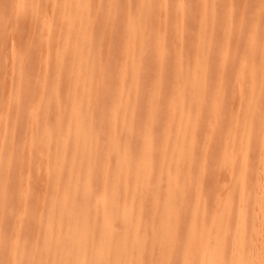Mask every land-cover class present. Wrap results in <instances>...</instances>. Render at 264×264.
Masks as SVG:
<instances>
[{
    "label": "bare ground",
    "instance_id": "1",
    "mask_svg": "<svg viewBox=\"0 0 264 264\" xmlns=\"http://www.w3.org/2000/svg\"><path fill=\"white\" fill-rule=\"evenodd\" d=\"M186 1L0 0V94L11 102L0 104V161L7 162L8 180L0 185V221L13 211L39 227L15 263L10 253L0 264H31L33 254L38 264L49 255L61 264H264V36L258 51L236 57L235 70V62L213 69L205 60L172 61L167 49H175L174 38L193 41L192 28L181 24L192 10ZM131 2L138 4L133 17ZM251 8L253 30L264 3L252 0ZM108 16L114 20L103 22ZM112 45L119 46L118 62L105 53ZM22 59L29 65L21 67ZM154 69L181 79L162 90ZM48 155L50 169L42 165L34 179L21 177L20 170L29 173ZM111 157L117 167H99ZM175 166L178 175L160 187L162 171ZM211 174L218 176L214 184ZM91 176L100 190L85 199L76 192L90 187ZM129 185L140 191H127ZM100 201L92 213L97 222L80 216L85 233L77 250L72 236L51 238L56 211L70 222V214ZM41 203L30 216L28 209ZM154 205L161 209L147 218Z\"/></svg>",
    "mask_w": 264,
    "mask_h": 264
},
{
    "label": "rangeland",
    "instance_id": "2",
    "mask_svg": "<svg viewBox=\"0 0 264 264\" xmlns=\"http://www.w3.org/2000/svg\"><path fill=\"white\" fill-rule=\"evenodd\" d=\"M231 1V2H229ZM189 4H191V9L189 11H185L183 15L181 16L182 19V26L186 29L192 28V33L190 34L193 38V41L189 38L183 37H177L174 38L173 41L175 42V49H172L171 46L167 49L169 52V55L171 56L172 61L177 62H185L190 61L193 62L194 59L196 61L200 62L201 65H205V61H207L211 68L215 69L221 66H228L235 62V59L238 55H240L243 51H246L248 49L258 51L260 49L261 43L260 39L264 36V16L259 19V25L256 29L250 28L249 18L252 14V8H251V2L252 0H206V3L198 4L196 0H187ZM228 2L230 3L228 5ZM131 9H129V14L133 17L135 15V11L138 8V4L136 3H130ZM199 7H200V25L198 26L196 24V17L199 13ZM16 8V10H15ZM123 6L121 7V9ZM12 9L15 10L14 13H18L20 11V8L17 5H13ZM120 10V9H119ZM208 11V12H207ZM117 19V18H116ZM114 18L111 16L103 17L102 21H112ZM121 21V16L119 18ZM230 23V28L228 29L227 23ZM26 25L22 27V30L26 29ZM6 30V29H4ZM165 33L164 30H158V36H163ZM196 34V36H195ZM255 36V37H254ZM195 37V38H194ZM258 39L257 42L250 41V44H247V40L250 38L252 39ZM177 43L180 44V46H177ZM223 46L227 47L226 52L222 50ZM119 46L118 45H112L110 48L105 50V53L107 55H111L114 58V62H118L120 60V53H118ZM148 51V50H147ZM147 55V56H146ZM146 57H151L149 53L145 54ZM205 60V61H204ZM147 61V60H146ZM30 63V60L28 59H22L19 61V65L21 67L28 66ZM255 64V62H253ZM150 62L143 63V69L146 70V68L149 66ZM240 65V64H239ZM236 67H239L238 64H234V70ZM155 70V69H154ZM155 70V78L154 80H162L163 79V85L162 90H166V83L168 81L173 80H179L181 79V76H175L171 74V69L166 70L164 74L162 73L159 75V72ZM3 73H0V89L2 90V87L4 85V77ZM195 77H191V80H194ZM237 75L236 72L232 75L231 80H236ZM7 80V79H6ZM248 80L242 79V87H247L249 85ZM227 86V84H225ZM222 85L220 86V88ZM223 88V87H222ZM233 88V87H231ZM230 86H227V90L230 92L231 90ZM0 90V93L2 91ZM5 100H8V103L10 102V99L7 96H3L0 94V104L1 102ZM231 100V98H230ZM235 99L231 100V104ZM27 104H31V101H28ZM106 115H109L110 111H105ZM155 114H158V111H155ZM159 115V114H158ZM243 115V114H241ZM23 129L18 130V133L16 134V139L20 141V138L25 133H22ZM24 132V131H23ZM130 135L133 133H129ZM134 136V135H131ZM143 141L138 142L137 145H140ZM148 143V142H147ZM135 148H138V146H135ZM20 153V152H18ZM46 162L41 163L40 161L38 163H35L33 166L27 168L26 170L29 171V173H25V170H20L21 177L24 179H34V176L36 175L37 171H41V166L45 165L48 169H50L51 164L54 161V158L51 155H48L44 158ZM207 159V158H206ZM138 161V160H137ZM120 162L114 163V157H111L108 159L107 164L101 163L99 167L103 168H113L117 167ZM7 165L6 161H0V185L5 184L4 182H8L6 178H4L5 175V167ZM180 171V167L175 166L174 170H171L170 173H165L162 171L163 181L160 184V187L165 186L169 183L166 179H172L177 176ZM193 173H197V169L193 170ZM43 177L39 178V182L42 185V179ZM210 178L213 180V184L216 179H218V176L215 174H211ZM87 182L89 183L90 187L81 188L76 192L77 195H83L85 199H89L90 197H93L92 192L95 191L96 195L99 193L100 183L97 180L95 176H91L88 178ZM223 182L225 184V189H228L229 184L231 181L229 178L224 177ZM40 185V186H41ZM131 185L126 188L127 191H140L138 189H132L130 188ZM120 191L122 190V187L118 188ZM122 196V193L117 194ZM97 197V196H96ZM118 199V204L114 206L113 209H119L121 207V199L120 197ZM43 203V202H42ZM39 204V206H36L35 208H29L28 214L30 216L36 214L39 212V208L42 209L43 205ZM5 205V204H4ZM103 205V202L100 201L97 206H91L86 204V209L83 211L75 212L69 215L70 222L64 221V219L61 217V212L56 211L55 215L51 218V222H56L57 225L54 226V228L51 230V238L52 239H63L67 236L73 237V245L75 249L77 250V246L83 241V234L85 233V227L81 225L80 222V216L81 214H86L87 217H90L91 222H97L99 220V217H92V213H94L95 209H100ZM42 206V207H41ZM29 205L27 206V208ZM57 207L48 208L45 206V211H54V209ZM161 207L158 205H154L153 207L149 208L150 212H146V217L149 218L150 214L154 211L160 210ZM36 228H39L38 226L28 225V223L24 221H19L15 216L13 211H8L5 215V218L0 221V256H7L10 253L14 254V259L12 260V263H15L18 260V252L26 247V243L24 239L27 237L28 234H30L31 231L37 230ZM69 228V233H66V229ZM18 230V232H16ZM134 238L131 237L129 239V242H133ZM28 243V242H27ZM17 254V255H16ZM30 262L31 264H38L40 260H38V256L36 255H30ZM44 260L43 263L40 264H61L56 261V257L49 255V257ZM88 263H91V261H88ZM70 264H78L77 261H73Z\"/></svg>",
    "mask_w": 264,
    "mask_h": 264
},
{
    "label": "snow or ice",
    "instance_id": "3",
    "mask_svg": "<svg viewBox=\"0 0 264 264\" xmlns=\"http://www.w3.org/2000/svg\"><path fill=\"white\" fill-rule=\"evenodd\" d=\"M262 3H264V0H262Z\"/></svg>",
    "mask_w": 264,
    "mask_h": 264
}]
</instances>
